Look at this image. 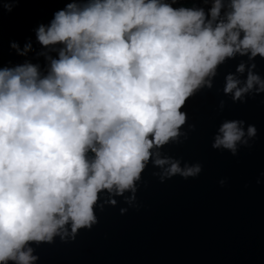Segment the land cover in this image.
Segmentation results:
<instances>
[{
    "label": "clouds",
    "instance_id": "clouds-1",
    "mask_svg": "<svg viewBox=\"0 0 264 264\" xmlns=\"http://www.w3.org/2000/svg\"><path fill=\"white\" fill-rule=\"evenodd\" d=\"M58 2L35 30L57 54H38L47 70L28 59L0 66V264H36L33 244L92 229L97 207L115 206L125 192L135 199L150 163L169 165L162 182L197 176L200 165L182 169L158 150L178 141L187 101L212 88L220 64L237 53L264 59V0H228L223 17L224 0L207 12L176 0ZM10 47L22 57L32 51L31 42ZM255 68L243 83L226 75L233 102L264 94ZM245 71V63L236 68ZM243 124L225 121L212 147L235 155L238 142L247 144ZM246 131L257 135L255 125Z\"/></svg>",
    "mask_w": 264,
    "mask_h": 264
},
{
    "label": "water",
    "instance_id": "water-1",
    "mask_svg": "<svg viewBox=\"0 0 264 264\" xmlns=\"http://www.w3.org/2000/svg\"><path fill=\"white\" fill-rule=\"evenodd\" d=\"M171 2V0H168ZM225 8L228 0H224ZM0 0V66L23 63L25 59L46 71L44 49L36 40V28L47 25L53 12L63 7L58 0H21L11 12ZM212 0H176L174 7H211ZM32 43L27 57L10 47ZM255 62L264 79V59L255 61L237 53L217 67L212 88L204 87L185 105L188 121L182 135L159 149L161 158L178 161L180 167L201 166L195 177L180 174L161 181L169 165L149 164L132 193L116 196L112 206L95 209L98 223L81 229L75 240L59 236L52 243L33 244L36 264H264V94H248L246 102H233L223 88L226 75L243 81L247 66ZM245 63V73L236 68ZM243 120L247 144L230 150L212 144L225 121ZM248 125L257 128L256 137L247 136ZM156 151V150H154ZM105 193L103 200L107 201ZM127 198V199H126ZM121 209H126L121 214ZM70 230V229H69Z\"/></svg>",
    "mask_w": 264,
    "mask_h": 264
}]
</instances>
